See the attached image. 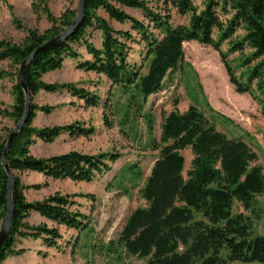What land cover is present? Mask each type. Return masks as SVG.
Listing matches in <instances>:
<instances>
[{
    "label": "trees",
    "instance_id": "trees-1",
    "mask_svg": "<svg viewBox=\"0 0 264 264\" xmlns=\"http://www.w3.org/2000/svg\"><path fill=\"white\" fill-rule=\"evenodd\" d=\"M160 3L161 7L154 11L141 0H85L79 28L64 43L36 55L27 66L24 82L31 95V107L6 157L14 178L11 193L14 214L9 239L0 252V264L8 257L24 253L15 250L17 239H41L47 248H56L57 240L62 239L55 228L29 225L26 220L30 213L74 230L78 236L86 230L92 232L88 229L89 218L72 210L75 203L67 196L55 194L28 203L23 195V190L28 188L15 173L35 172L46 180L90 184L110 172L108 163L114 164L121 157L118 153L89 156L74 151L47 158L30 155L29 148L36 140L52 144L61 135L87 132L75 123L33 128L37 112L50 114L55 109L33 103L39 92H67L82 101L84 107L101 106L103 115L110 109L109 99L101 102L97 95L72 84L42 81L44 75L61 69L66 59L80 71L102 76L110 87L120 89L127 96L126 122L131 112L139 116L148 98L163 90L164 82L183 64L184 44L195 42L218 54L235 93L248 95L264 118V0H160ZM122 8L141 12L143 22ZM98 10L109 21L129 24L130 31L136 33L144 47L139 65L127 61L126 41L136 42V39L130 32L114 31L106 20L97 16ZM172 10L185 18L186 24H173ZM43 11L50 23L44 33L27 31L20 45L0 41V62L9 61L15 67L14 103L9 111L0 110V117L15 124L25 108L24 93L17 79L21 63L38 47L69 28L77 15V9L67 10L59 18H54L46 7ZM88 29L101 33L99 48L85 40ZM223 46L227 47L226 51L222 50ZM79 47H84L86 56L77 51ZM5 76L7 73L1 71L0 78ZM104 124L107 128L112 126L107 119ZM152 124V118L147 116L150 133ZM6 138L0 141V227L6 215L9 181L1 163ZM150 148L158 156L138 191L145 206L130 212L116 243H111L107 250L115 253V247H119L142 264H264V235L253 233L248 217L232 214L235 202L249 211L256 206V197L264 195V176L261 168L253 165L257 155L249 145L242 139L227 138L202 112L190 106L184 112L174 110L162 117L159 140L151 139ZM186 149L192 158L184 178L181 152ZM45 187L47 182L31 188ZM77 242L78 238L69 243L75 248Z\"/></svg>",
    "mask_w": 264,
    "mask_h": 264
},
{
    "label": "rangeland",
    "instance_id": "rangeland-1",
    "mask_svg": "<svg viewBox=\"0 0 264 264\" xmlns=\"http://www.w3.org/2000/svg\"><path fill=\"white\" fill-rule=\"evenodd\" d=\"M141 1L148 3L149 8L154 11L156 7H161L160 0ZM78 2L79 0H44L43 3L38 0H0V41L20 45L26 38L27 31L42 34L50 28L43 7H46L54 18H59L67 10L75 11ZM122 10L143 22L141 12L126 8ZM171 15L173 24H186V19L179 17L174 10L171 11ZM97 16L106 20L116 32H130L136 42L126 41L127 61L130 65H139L144 47L138 42L136 33L130 31V25L109 21L102 10L97 11ZM85 40L99 48L101 33L88 29ZM222 50L226 51L227 47L223 46ZM77 51L86 56L84 47L77 48ZM183 51L181 68L164 82L162 91L148 98L139 116L131 112L126 122L124 113L127 96L120 89L110 87L102 76L73 69L69 65L72 61L68 59L67 66L65 64L63 69L56 70L50 75V82L47 84H72L97 95L101 102L109 99L110 109L103 115L101 106L84 107L82 101L73 98L67 92L57 93L60 96L52 94L36 96L35 99L42 106L55 108L51 112L53 113L51 121L54 124L51 127L75 123L87 131L86 134L65 135L64 138L61 135V142L57 143L60 151L65 152L64 154L74 151L89 156L118 153L121 157L114 164L108 163L111 165L110 172L97 177L90 184L61 180L51 188H47V184L45 187L47 189L35 194L37 199L35 202L55 194L69 197L70 201L75 203L71 209L89 218L88 229L92 232L86 230L84 233L80 232L78 236L74 230L60 229L57 225H52L49 228L57 229L62 237L61 240H57V248L64 252H58L57 256L37 263L28 262L26 255H18L20 257L16 261L17 264H142L141 261L125 255L119 247H115L117 249L115 253L107 249L111 243H116L130 212L145 206L138 191L158 156L157 152L151 150L150 140H159L162 117L171 111L184 112L190 106H195L220 133L230 139H242L249 145L257 155V161L253 165L259 166L264 176V118L260 115L259 107L248 95L235 93L228 83L218 54L212 48L190 42L184 44ZM1 71L8 76L0 78V110L9 111L14 103L12 86L15 81L13 78L15 67L9 61H1ZM147 116L153 120L151 133L147 125ZM104 119L112 123L111 128L105 126ZM14 126L13 120L0 117V141L8 137ZM181 154L184 158L185 178L192 156L189 149L182 151ZM256 201V206L249 211H244L235 202L232 214H243L248 217L253 226V233L264 235V195L256 197ZM76 238L77 246L73 249L71 245ZM21 240H16L17 251H24L19 248ZM38 240L42 243L41 239ZM13 259L14 256H11L4 262L14 264Z\"/></svg>",
    "mask_w": 264,
    "mask_h": 264
},
{
    "label": "crops",
    "instance_id": "crops-1",
    "mask_svg": "<svg viewBox=\"0 0 264 264\" xmlns=\"http://www.w3.org/2000/svg\"><path fill=\"white\" fill-rule=\"evenodd\" d=\"M65 64L67 66V60H65L63 62V66L61 69H63L65 67ZM69 65H71V68L76 69L75 65L73 64V62L69 63ZM48 73L46 75H44L42 77V81L45 83H49V78L50 75L52 74ZM42 94H46V95H50L48 93H45L43 91L39 92L36 96H41ZM53 96H60L58 94H52ZM36 96L33 97V102L38 105V106H42L41 104H39L37 102V100L35 98H37ZM64 95H62L63 97ZM56 98V97H55ZM39 100V99H38ZM53 113L50 114H44L42 112H37V115L35 116V118L33 119L32 122V127L36 128V129H41L44 127H51L54 126V124L52 123V119H53ZM62 135V138H64ZM68 136V135H67ZM63 140V139H62ZM61 142V137L57 140L54 141L52 144H46L41 142L40 140H36L35 144H33L32 146H30L29 148V153L31 156L35 157V158H47V157H53V156H58L61 154H64L65 152H61L59 149V145H57V143ZM18 174V177L21 181V184L24 187H27L28 189L23 190V195L25 197V200L28 203L31 202H35L37 201V199L35 198V194L44 191L47 188H51L52 186H54L56 183L60 182L61 180H51V179H45V177L42 174H38L35 172H23V173H16ZM48 184L47 188H42L40 190H34L31 187L33 186H37V185H43L44 183ZM30 198V199H29ZM41 199V198H40ZM26 222L29 225H47L48 227H51L52 225H54L52 222L48 221L47 219L41 217L40 215H38L37 213H30L28 219L26 220ZM58 228L60 229H66L63 226H58ZM67 230V229H66ZM39 240H21L20 244H19V248L20 249H24V254L21 255H26V259L28 260V262L32 263V262H41L42 260H46V259H51V257L53 256H57L56 254L58 252H64V251H60L59 248H47L45 246L42 245V243H39ZM71 247L73 248V245H71ZM74 249V248H73ZM60 254V253H59ZM20 256H14L15 261H13L14 264H17L18 262H16L19 259ZM10 262V260L8 261ZM4 264H9L7 262H4Z\"/></svg>",
    "mask_w": 264,
    "mask_h": 264
},
{
    "label": "water",
    "instance_id": "water-1",
    "mask_svg": "<svg viewBox=\"0 0 264 264\" xmlns=\"http://www.w3.org/2000/svg\"><path fill=\"white\" fill-rule=\"evenodd\" d=\"M84 2H85V0H79L78 5H77V15H76L72 25L69 28H67L66 30H64L62 33H60L59 35L54 37L53 39L49 40L48 42H46L42 46L38 47L28 58H26L21 63V65L18 69L17 79H18V83H19V85H20V87L24 93L25 108H24V112H23L22 117L15 124L14 128L10 131V133L6 139L5 147H4L3 153H2L1 163H2V166L5 170L8 178H9V181H8L7 196H6V200H7L6 215H5V218L3 219L2 223H1V227H0V252H1L4 244L9 239L10 229H11V224H12V216L14 214V206H13L12 199H11V193H12V188H13V184H14V178H13L12 172H11V170L7 164L6 157H7V153L9 151L12 143L14 142L17 134L21 131V129L23 128L24 124L27 121V118H28L29 112H30V107H31V95L28 92L26 85H25V82H24L25 70H26L27 66L30 64V62L35 58L36 55L43 53L45 51H48V50L58 46L61 43H64L79 28V26L81 25L82 20H83V4H84Z\"/></svg>",
    "mask_w": 264,
    "mask_h": 264
}]
</instances>
